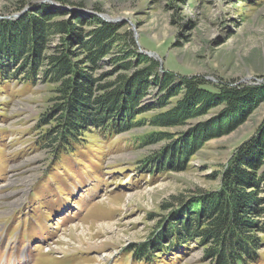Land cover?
Masks as SVG:
<instances>
[{"label": "rangeland", "instance_id": "374dc122", "mask_svg": "<svg viewBox=\"0 0 264 264\" xmlns=\"http://www.w3.org/2000/svg\"><path fill=\"white\" fill-rule=\"evenodd\" d=\"M43 4L67 11L64 20L80 14L125 23L122 31L133 36L134 49L177 78L264 83V0H0V16ZM56 43L54 37L50 52ZM44 68L35 83L0 80V264H208L193 240L168 242L148 258L138 250L190 197L218 187V172L263 120L264 100L234 130L205 141L182 167L175 164L180 139L222 106L174 128L147 122L164 109L153 106L136 117L144 125L121 133L93 130L52 151L43 138L47 126L39 127L55 96V84L41 77ZM114 69L105 58L94 76L111 80ZM158 91L152 84L141 105H156ZM160 133L172 137L150 140ZM177 140L170 166L160 156L165 168H156L150 158ZM251 264H264V245Z\"/></svg>", "mask_w": 264, "mask_h": 264}, {"label": "trees", "instance_id": "16d2710c", "mask_svg": "<svg viewBox=\"0 0 264 264\" xmlns=\"http://www.w3.org/2000/svg\"><path fill=\"white\" fill-rule=\"evenodd\" d=\"M65 15L67 11L43 4L0 19V80L35 83L45 66L42 79L55 84L53 104L39 122V127L47 126L43 138L52 151L84 140V133L93 130L121 133L144 125L136 117L153 106L164 108L147 121L159 128L184 125L222 106L216 117L197 122L180 139L182 154L176 153L175 164L182 162V167L205 141L234 130L264 100V83L212 85L201 76L161 72L156 59L134 49L133 36L122 31L125 23L80 14L64 20ZM54 37L57 43L50 52ZM105 58L116 75L103 81L94 73ZM152 84L159 87L156 105H141ZM167 137L172 136L160 133L150 140ZM178 144L172 141L171 150L150 158L156 168H165L157 162L160 156L170 166ZM218 178L216 189L199 191L171 212L154 241L141 243L140 256L161 253L168 242L175 246L193 240L208 264L255 263L264 245V118L234 149Z\"/></svg>", "mask_w": 264, "mask_h": 264}, {"label": "bare ground", "instance_id": "6f19581e", "mask_svg": "<svg viewBox=\"0 0 264 264\" xmlns=\"http://www.w3.org/2000/svg\"><path fill=\"white\" fill-rule=\"evenodd\" d=\"M3 211V210H2ZM4 212V211H3ZM76 228H77V225H71L69 227V230L70 232L73 234V235H76ZM85 230H82L80 231L79 235L83 234ZM84 235V234H83Z\"/></svg>", "mask_w": 264, "mask_h": 264}, {"label": "water", "instance_id": "95a60500", "mask_svg": "<svg viewBox=\"0 0 264 264\" xmlns=\"http://www.w3.org/2000/svg\"><path fill=\"white\" fill-rule=\"evenodd\" d=\"M22 12H24V10L23 11H20V12H18V13H16V15L15 16H18V15H20ZM1 18H3V16H0V19ZM109 21H112V22H114L115 20H113V19H109ZM148 55H152V53H149Z\"/></svg>", "mask_w": 264, "mask_h": 264}]
</instances>
